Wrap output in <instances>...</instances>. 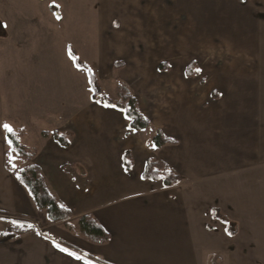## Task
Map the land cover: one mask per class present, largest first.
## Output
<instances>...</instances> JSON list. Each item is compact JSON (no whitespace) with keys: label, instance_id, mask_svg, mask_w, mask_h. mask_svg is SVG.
<instances>
[{"label":"crops","instance_id":"0c3cea01","mask_svg":"<svg viewBox=\"0 0 264 264\" xmlns=\"http://www.w3.org/2000/svg\"><path fill=\"white\" fill-rule=\"evenodd\" d=\"M98 1V79L112 78L116 62L143 70L156 59L154 77L116 76L154 132H134L123 111L92 95L85 101L69 62L54 70L51 12L49 22L13 18L1 6L10 1L0 0V264H264V0H190L186 27L178 0L172 10L167 0ZM142 4H155L161 30L130 15ZM63 47L62 57L74 49ZM192 62L199 76H187ZM4 124L36 149L30 163L72 223L92 215L108 244L94 245L37 210L7 166ZM158 130L178 144L155 147ZM54 132L69 145L43 135ZM15 159L12 171L30 164ZM149 159L181 183L144 180Z\"/></svg>","mask_w":264,"mask_h":264},{"label":"trees","instance_id":"16d2710c","mask_svg":"<svg viewBox=\"0 0 264 264\" xmlns=\"http://www.w3.org/2000/svg\"><path fill=\"white\" fill-rule=\"evenodd\" d=\"M70 55L74 64L79 69L86 70L89 78V83L92 88V99L101 100L107 105L123 111L129 121V127L134 132L145 131L151 126L150 120L139 109L138 100L121 83L116 85V98H109L102 89L99 79L92 73L89 66L85 64L79 57L77 52L70 48ZM122 67V63L116 62L114 69L117 70ZM163 67V64L161 68ZM186 74L188 77L199 76L200 72L195 69V64H189ZM45 137L53 136L62 146L69 145L67 136L59 132L44 133ZM7 139L12 141L11 155L20 158L26 162H31L36 158V149L28 148L21 143V134L8 133ZM152 143L155 147L161 148L166 145H177L178 140L166 137L161 131H156ZM125 168L127 171L132 169V162L130 153L124 155ZM8 168L14 174L17 181L27 190L32 200L34 201L38 211L46 212L49 222L54 224H61L66 230L78 234L84 239L88 240L94 245H106L110 241V235L98 223L92 215L82 216L76 225L72 223L73 213L70 209L61 205L55 196L50 192L46 179L43 176L41 168L36 164L30 163L18 171H12L9 162ZM144 180L163 181L165 187H173L181 183L182 178L180 175L171 170L167 164L160 160L149 159L147 161L145 170L142 174ZM216 217H223L220 212L214 211ZM226 220L225 218H222ZM227 221V220H226Z\"/></svg>","mask_w":264,"mask_h":264},{"label":"rangeland","instance_id":"374dc122","mask_svg":"<svg viewBox=\"0 0 264 264\" xmlns=\"http://www.w3.org/2000/svg\"><path fill=\"white\" fill-rule=\"evenodd\" d=\"M10 3L7 5H1L5 10L7 15L12 14L13 18L16 15L25 14L26 16L36 15L38 17L39 22H49L50 12L53 15L54 22L53 25L47 24V28L52 29L54 32L53 35V45H54V70L56 69L55 64L57 61L61 62H69L70 71L73 72L76 68V72L79 74V92L84 95V100H91L92 88L89 83V78L86 70L77 69L74 64L73 59L69 55L66 54L67 57H62V51L64 50V45L66 43L71 44L74 50L77 52L78 57L89 66L92 73L98 78L99 77V58L98 53L96 52V35L99 30L98 26V18L99 15L102 14L101 7L99 5L98 0H46L43 4L38 2L37 0H9ZM190 0H178L176 11H184L181 17V25L182 23L186 27L189 24L188 19V5ZM169 2V9L172 10L171 4L176 3L174 0H167ZM46 3V4H45ZM49 3V6H47ZM126 3V0L124 1ZM156 4V3H155ZM155 4H142L138 10H131L130 15H135L140 25L145 27H153L151 32H156L161 30L162 28L156 25L153 19L156 17V11L154 8ZM181 4V6H180ZM149 5V6H145ZM168 11V10H167ZM63 12V22L59 23L62 18ZM106 15H113V6L105 5L104 11ZM19 17V16H18ZM58 23V24H56ZM114 26H118L119 22L114 20ZM180 23V22H179ZM154 38V37H153ZM152 38V39H153ZM61 47L63 49H61ZM155 52L152 54V57L155 56ZM65 55V51H64ZM59 57V60L57 57ZM70 60V61H69ZM156 59L154 62H150L147 68L143 70L138 69H127L124 67L119 68L116 71V74L112 76V78H105L101 83L102 89L108 96L111 97L114 101L116 98V85L121 83L124 85V81L117 78L120 71H123L124 76L129 80L130 78L127 76H147L154 77L155 69L152 66L155 65ZM75 72V71H74ZM144 74H143V73ZM55 73V72H54ZM117 76V77H116ZM83 80V83H82ZM125 86V85H124ZM145 96V94H144ZM150 132H154L152 128H150ZM45 137V136H44ZM10 165L14 168L17 167V161H15V157L11 154L9 155Z\"/></svg>","mask_w":264,"mask_h":264},{"label":"snow or ice","instance_id":"6c2138e0","mask_svg":"<svg viewBox=\"0 0 264 264\" xmlns=\"http://www.w3.org/2000/svg\"><path fill=\"white\" fill-rule=\"evenodd\" d=\"M2 127L8 133H12L13 132V129L11 128V126H9L7 124H4ZM5 139L7 140V143L9 144V146H11L12 141L10 139H7V137H5ZM69 254L70 255H75L74 253H69ZM76 259H82V257L81 256H76Z\"/></svg>","mask_w":264,"mask_h":264}]
</instances>
